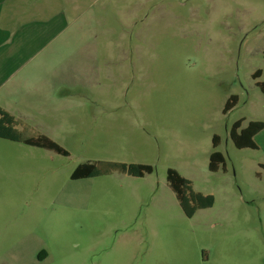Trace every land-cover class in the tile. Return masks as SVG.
Here are the masks:
<instances>
[{
	"label": "rangeland",
	"instance_id": "obj_1",
	"mask_svg": "<svg viewBox=\"0 0 264 264\" xmlns=\"http://www.w3.org/2000/svg\"><path fill=\"white\" fill-rule=\"evenodd\" d=\"M64 4L69 25L53 46L69 100L38 131L70 154L0 153V264L43 249L33 264H264L263 153L230 136L242 118L264 121V0ZM215 150L226 169H209ZM86 162L102 174L72 179ZM169 168L214 205L186 216Z\"/></svg>",
	"mask_w": 264,
	"mask_h": 264
},
{
	"label": "crops",
	"instance_id": "obj_2",
	"mask_svg": "<svg viewBox=\"0 0 264 264\" xmlns=\"http://www.w3.org/2000/svg\"><path fill=\"white\" fill-rule=\"evenodd\" d=\"M57 1L60 3L0 0V108L36 131L44 129L45 120L59 114L61 109L56 105L69 100L71 74L65 63H55L59 47L53 46L68 27L69 15L64 10L65 0ZM66 49L62 47L63 56ZM248 124L243 122L242 127ZM254 140L258 148L251 149L263 153L258 164L264 170V129ZM21 145L34 147L0 137V153H16ZM13 253L1 257L5 264H33L49 256L45 249L30 256Z\"/></svg>",
	"mask_w": 264,
	"mask_h": 264
},
{
	"label": "trees",
	"instance_id": "obj_3",
	"mask_svg": "<svg viewBox=\"0 0 264 264\" xmlns=\"http://www.w3.org/2000/svg\"><path fill=\"white\" fill-rule=\"evenodd\" d=\"M262 75V71L258 70L254 74V78H259ZM260 89L264 94V81H258ZM239 97L236 94L230 96L225 104L223 112L227 114L238 103ZM244 118L236 121L230 132V136L238 148H253L257 149L258 145L254 140L257 133L264 129V121L256 120L250 121L248 126L243 128L242 124ZM17 126H21V130L17 129ZM0 137L9 139L16 142H22L31 146L44 148L55 151L62 155H69V151L59 145L56 141L41 134L33 128L25 125L21 121L15 120L9 113L0 108ZM220 137L214 135L213 146L215 148L220 144ZM226 169V161L224 155L215 150L210 156L209 169L211 171H218L220 168ZM116 169L124 173H128L133 176L143 177L148 173L154 171V167L151 164H115ZM264 168V165H262ZM102 172L98 165L93 162H86L80 164L72 173V179L91 178L101 175ZM168 182L176 194V197L182 207L184 213L188 217H193L195 213L200 209L210 208L214 205L215 198L211 194H203L194 190L192 182L181 175L179 171L174 168H169L167 173Z\"/></svg>",
	"mask_w": 264,
	"mask_h": 264
}]
</instances>
